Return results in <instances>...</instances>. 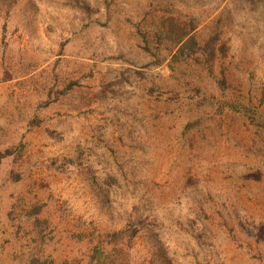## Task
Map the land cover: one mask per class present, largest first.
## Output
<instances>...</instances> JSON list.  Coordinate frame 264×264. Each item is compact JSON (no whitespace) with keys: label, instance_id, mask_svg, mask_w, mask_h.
<instances>
[{"label":"rangeland","instance_id":"374dc122","mask_svg":"<svg viewBox=\"0 0 264 264\" xmlns=\"http://www.w3.org/2000/svg\"><path fill=\"white\" fill-rule=\"evenodd\" d=\"M0 264H264V0H0Z\"/></svg>","mask_w":264,"mask_h":264},{"label":"trees","instance_id":"16d2710c","mask_svg":"<svg viewBox=\"0 0 264 264\" xmlns=\"http://www.w3.org/2000/svg\"><path fill=\"white\" fill-rule=\"evenodd\" d=\"M194 24V23H193ZM196 24H194L189 30L188 29H184V28H179V30H176V28L174 29L175 32L177 33V31L181 32V35H177L176 38V43H180L182 42L183 39H187L185 42V44H183L184 46H181L180 49L178 50V54L177 57H190V58H195L194 54L196 53V51L198 49H200L198 47V44L196 42V35L192 34L193 30L196 28ZM192 34V35H190ZM190 35V36H189ZM189 36V37H188ZM208 58L205 59H199L197 62L198 64H202L207 61L206 63H208ZM209 69H212V66H209ZM212 71V70H211ZM219 83L224 85L225 84V79L224 78H218ZM224 87V86H223ZM201 123V121L196 120L194 122H190L189 124H187V128H194L197 127L199 124ZM30 214L32 213V211L29 212ZM130 237H133V235H131ZM47 240L45 237H41L39 240V245L35 246L33 249V253H34V259H36V261L39 260L38 258V254L41 253L44 248H45V244H46ZM98 248V247H97ZM99 251L98 249H96V252ZM52 263H55L54 261H52Z\"/></svg>","mask_w":264,"mask_h":264}]
</instances>
